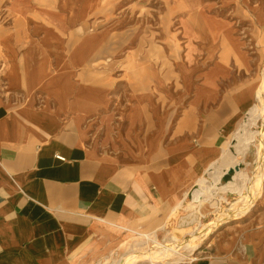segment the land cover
Returning a JSON list of instances; mask_svg holds the SVG:
<instances>
[{
    "label": "crops",
    "instance_id": "0c3cea01",
    "mask_svg": "<svg viewBox=\"0 0 264 264\" xmlns=\"http://www.w3.org/2000/svg\"><path fill=\"white\" fill-rule=\"evenodd\" d=\"M246 1L235 26L188 28V52L171 62L154 57L160 45L108 42L96 0L56 15L13 6L14 26L0 29V264H103L122 237L114 228L159 226L198 180L212 183L259 84L264 6ZM117 50L130 52L122 82L100 69ZM260 206L193 264H264Z\"/></svg>",
    "mask_w": 264,
    "mask_h": 264
},
{
    "label": "rangeland",
    "instance_id": "374dc122",
    "mask_svg": "<svg viewBox=\"0 0 264 264\" xmlns=\"http://www.w3.org/2000/svg\"><path fill=\"white\" fill-rule=\"evenodd\" d=\"M19 0H0V29L12 28L14 26V20L12 9ZM32 1L35 5L36 11H45L51 15H56L62 11L61 6L69 5L78 6L83 0H21ZM251 1V0H249ZM101 5H105L107 8V14L96 13L95 19L98 29H106L109 32V40L113 43H135L142 42L144 46H150V43L155 47L160 45L159 51L154 50L153 54L156 57L157 52L161 54L164 59L179 58L182 59L188 52L185 51L187 42L185 44L187 31L185 23L188 19L189 8L192 11L197 12V16H200L203 20H216L227 23L230 26L237 24L235 8L240 7V0H100ZM244 4L247 1L242 0ZM264 6V0H261ZM174 6L175 11L170 12L169 7ZM106 16V17H104ZM221 18V19H220ZM105 20V21H104ZM102 23V25H101ZM3 35L0 34V42L3 40ZM174 46L173 50L171 47ZM260 68H259V84L258 89L263 92L260 100L254 99V105H259L260 102L264 103V30H260ZM130 54L127 50H117L112 62H106L100 64V69H105V66L111 67L112 73L115 77L121 76L124 72V64L122 63L125 54ZM132 59L135 60L136 52L132 51ZM4 54L0 47V69L4 63ZM115 66H111L114 64ZM106 67V69H108ZM129 69V68H128ZM117 79V78H116ZM250 111V110H249ZM248 111V112H249ZM248 112L244 114L238 127H242L247 123ZM236 128L228 137L223 148L232 143L234 136L239 128ZM245 127V126H244ZM245 129H249L247 126ZM263 129V134L260 137L253 139L251 151L245 158L246 163L241 164V170L247 174V181L245 185L248 187V192H244L241 196L221 194L218 191L216 195H212V201L203 202V214L205 215L200 224L194 220L195 213L193 209H189L190 196L192 192L198 189V185L191 190V194L186 198H182L179 202L183 203L182 208L175 211L172 217L166 214L161 218V225L153 228H143V226L129 227L135 232H143L145 234L155 233L158 235L160 242L166 241L168 238L177 236L182 242L186 243L190 239V232L197 230L195 244L197 248L206 247L209 245H217L219 243L226 242L228 240H235L237 235L241 234L242 230L246 228L245 225L249 224L252 218L256 216L257 211L261 207L260 204H264V128L262 127V121L258 120L255 126H250L251 132H260ZM257 148L261 152L259 157ZM233 152L234 149H231ZM240 160V159H239ZM216 171V169H215ZM214 171V172H215ZM214 175V174H213ZM235 176V173H233ZM222 186L213 187V189L219 190ZM212 202L216 204L212 206ZM233 214V215H232ZM119 239L123 240L120 246H116L115 255L109 261L103 264H115L116 260L124 255H130L131 246L143 240L142 237L133 236L126 239V235H122ZM151 247L149 244L145 247ZM144 247V248H145ZM134 248L138 250L137 264H149L148 261L142 258L141 253L146 249ZM189 254L185 248L179 249L178 253L183 255V261L179 262L178 255H171L169 257H159L157 263L154 264H188L189 259L196 258V252ZM194 261L191 263L193 264Z\"/></svg>",
    "mask_w": 264,
    "mask_h": 264
},
{
    "label": "bare ground",
    "instance_id": "6f19581e",
    "mask_svg": "<svg viewBox=\"0 0 264 264\" xmlns=\"http://www.w3.org/2000/svg\"><path fill=\"white\" fill-rule=\"evenodd\" d=\"M97 3L94 5V9L96 8L98 12L102 15L107 14V8L104 5H101L100 0H96ZM189 8L188 12V19L185 23L186 30L189 28L190 30H196L199 31L203 29L205 26L209 27L211 26L209 23H206V20H203L200 18V16H197V12H193V9ZM170 12L175 11L174 6L169 7ZM106 17V16H104ZM105 21V20H104ZM102 25V23H101ZM105 32L104 30L99 33L98 39L93 40L94 43H98L104 45L105 41ZM108 42L109 36H108ZM264 85V82H263ZM262 90L259 89V91L256 92L255 99H259L262 94ZM250 110V111H249ZM248 111V120L247 123L244 125L247 126L249 129H245L244 126L238 127L239 129L236 132V135L234 136L232 143L229 142L228 145L223 149V155H222V163L217 166L216 171L213 175L212 183H209L204 178H201L198 180L197 185L198 189L194 190L192 192V195L190 196L189 205L187 206L189 209H193L195 213L190 214L194 215V220H196L199 224L201 219L205 216L203 214V202L212 201V195H216L217 191L221 194H230V195H239L241 196L244 192H248V187L245 185L247 181V174L241 170L240 165L244 164L246 162L245 158L247 157V154L251 151V146L253 144V139L256 137H260L263 134V129L260 132H251L250 126H255L256 122L258 120L262 121V127L264 128V103L260 102L259 105L252 106ZM231 149H234L232 152ZM259 157L261 156V152L259 151V148H257V153ZM240 159V160H239ZM233 169L235 172V176L233 179V182L224 185L219 190L213 189V187H217V185L220 182V177L223 173L227 172L228 170ZM187 197V194H185L184 198ZM183 202V201H182ZM179 202L176 206H174L169 214V217H172L175 214V211L182 208L183 203ZM216 204L212 202V208L215 207ZM233 215V214H232ZM116 235H126L125 238L129 239L133 236L142 237L143 240L135 243L133 246H131L130 249V255H124L120 257L118 260H116L115 264H137L139 260H137V251L140 250V248H144L145 245L151 244L150 247H145L144 251L141 253V256L143 259L148 261L149 264L157 263V259L159 257H169L173 255H178L179 262L183 261V255H180L178 253L179 249L185 248L188 250L189 254L194 252L197 249V245L194 243L196 240V233L197 230L190 232V239L184 244H182L181 240L173 234L170 238H168L164 242H160L158 239V235L155 233L152 234H145L143 232H135V230H132L130 228H127L126 226H117L114 228ZM124 237V236H122ZM123 243V240H120L116 243L117 246H120ZM134 248H137L138 250H135ZM195 258L189 259V263L191 264Z\"/></svg>",
    "mask_w": 264,
    "mask_h": 264
}]
</instances>
